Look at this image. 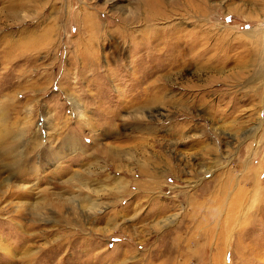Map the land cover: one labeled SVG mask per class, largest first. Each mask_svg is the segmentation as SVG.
<instances>
[{"label":"rangeland","instance_id":"rangeland-1","mask_svg":"<svg viewBox=\"0 0 264 264\" xmlns=\"http://www.w3.org/2000/svg\"><path fill=\"white\" fill-rule=\"evenodd\" d=\"M0 264H264V0H0Z\"/></svg>","mask_w":264,"mask_h":264}]
</instances>
